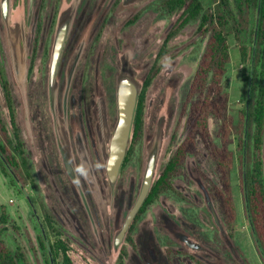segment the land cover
Returning a JSON list of instances; mask_svg holds the SVG:
<instances>
[{"label":"rangeland","instance_id":"obj_1","mask_svg":"<svg viewBox=\"0 0 264 264\" xmlns=\"http://www.w3.org/2000/svg\"><path fill=\"white\" fill-rule=\"evenodd\" d=\"M200 1L205 11L215 10L218 4V0ZM5 2L0 0V147L7 152L0 150V218L6 213L9 221H0V240L10 251L19 248L27 264H49L39 240L48 213L71 246L74 264H168V253L174 251L180 254L172 255L173 264H195L190 255L202 264H264L246 215L236 134L229 145L234 156L230 179L237 214L233 227H227L214 197L220 188L214 161L197 140L172 176V189L162 192L133 223L126 235L133 244H115L139 197L152 144L159 145L155 183L189 135L188 94L209 39L199 31V23L178 33L159 59L181 15L158 11L160 0H8L7 19ZM65 20L69 30L53 98L51 64ZM255 23L256 15L251 14L243 22L246 29L240 38L233 34L228 38L229 61L221 87L227 96L225 115L235 122L245 105L242 72H249L251 66L250 57L242 62L240 48L246 46L250 52ZM13 48L23 53L28 72L25 83L17 76ZM126 64L141 86L155 66L157 70L146 93L142 138L110 194L109 143L102 142V127L107 136L116 127L118 78ZM3 80L10 84L17 133L24 144V160L18 158L17 167L9 163L14 157L15 130ZM91 119L96 123L91 125ZM220 125L219 119L208 123L217 147H221ZM60 136L67 141L75 178L68 172ZM80 167L85 175L76 171Z\"/></svg>","mask_w":264,"mask_h":264},{"label":"trees","instance_id":"obj_2","mask_svg":"<svg viewBox=\"0 0 264 264\" xmlns=\"http://www.w3.org/2000/svg\"><path fill=\"white\" fill-rule=\"evenodd\" d=\"M157 9L167 16L181 14L176 25L167 35L159 59L164 56L170 41L191 23L198 22L199 31L202 35L208 34L209 39L188 94V103H191L188 111L189 135L167 164L160 179L153 184L143 211L147 206L155 203L162 192L172 189L170 185L172 176L177 173L186 155L195 148L196 141L200 140L207 147L220 176V188L215 190L214 197L227 227H233L237 214L230 179L234 156L229 145L230 137L236 134L237 150L244 170L246 215L255 246L264 263V163L262 160L264 146V0H218L216 9L209 11H205L200 0H160ZM251 14L256 15L253 47L250 52L246 46L240 48L242 62L246 63L250 57L251 66L249 72L246 70L242 72L245 105L239 112L238 121L235 122L225 115L227 96L222 90L221 82L229 61L228 38L232 34L240 38L246 29L243 28V22H246ZM156 70L157 66L143 82L133 126V146H131L125 164L136 142L142 138L146 93L156 76ZM2 88L10 122L15 130V142L12 141L11 144L14 157L9 163L17 167V159L24 160V144L17 133L14 101L7 80H3ZM210 119L221 121V147H217L210 137L208 128ZM0 150L4 154L7 152L2 147ZM0 221L7 224L9 216L3 213ZM42 228L43 235L39 239L40 247L48 253L47 262L49 264H74L70 256L71 246L64 238L58 223L48 213L44 215ZM0 264H27V261L19 248L16 252H12L6 243L0 240Z\"/></svg>","mask_w":264,"mask_h":264},{"label":"water","instance_id":"obj_3","mask_svg":"<svg viewBox=\"0 0 264 264\" xmlns=\"http://www.w3.org/2000/svg\"><path fill=\"white\" fill-rule=\"evenodd\" d=\"M4 14L5 18H8V0L4 4ZM69 30V21H63L61 26L57 41L55 44L53 60L51 64V74H50V88L51 95L54 98L55 94V84L56 75L58 70V64L61 56L62 49L65 44L67 33ZM12 43H16V38H12ZM16 48V47H15ZM13 48L14 58L16 63V71L19 80L23 83L27 80L26 64L24 60L23 53H20L19 49ZM22 56V57H21ZM143 86L135 79L132 69L126 64L124 69L118 78L117 85V105H118V120L114 131L108 136L105 134V126L103 125L102 142L109 143L108 152L106 154V169L107 177L109 182L110 194L112 193L118 177L122 171L125 164L126 158L129 153L131 145V136L133 132L134 120L137 110V105L139 102L140 94ZM60 145L63 152L65 163L69 174L75 178L74 171L71 165V158L69 155V148L67 141H62L60 136ZM159 155V145L158 142H154L150 148L148 164L142 184V188L139 197L131 209L124 226L118 233L115 244L119 247L123 243L128 231L130 230L132 224L134 223L139 211L142 209L146 203L149 194L152 190L154 184V178L157 168V160Z\"/></svg>","mask_w":264,"mask_h":264},{"label":"flooded vegetation","instance_id":"obj_4","mask_svg":"<svg viewBox=\"0 0 264 264\" xmlns=\"http://www.w3.org/2000/svg\"><path fill=\"white\" fill-rule=\"evenodd\" d=\"M77 61V60H76ZM30 72V71H29ZM93 112V111H92ZM94 114V113H93ZM91 115V117H92V113L90 114ZM94 119H95V117H94ZM96 120V119H95ZM95 120L93 121V119H91V121H90V123H91V125H92V123L94 122V123H96L95 122ZM109 123V122H108ZM71 125H74V126H78L79 124L77 123V124H75V123H71ZM91 125H90V127L89 128H91ZM81 126H82V124H81ZM79 127V126H78ZM80 128V127H79ZM84 129V131H83V136H84V138L87 140L88 138H87V136H86V134H87V130L85 131V128L83 127L82 128V130ZM152 205V204H151ZM151 205H149V206H151ZM149 206H147L146 208H145V210L143 211V207H142V209L139 211V213H138V215H137V217H136V219H135V221H134V223L136 222V221H138L139 219H140V216H142L145 212H146V209L149 207ZM143 211V212H142ZM139 217V218H138ZM137 218H138V220H137ZM133 229V224H132V227L130 228V231ZM129 232V231H128ZM128 236H126L125 237V239H124V241H123V243H125V241H128L131 245L133 244V241H129L128 239L129 238H127ZM189 240V239H188ZM188 240H185L184 241V243H185V246H187V248H191V246L192 245H190L189 244V241ZM121 254H122V252H121ZM173 254H176V255H178V254H180V252H178V251H174V252H171V255H169V253H168V258H169V262H168V264H173V262H172V255ZM190 260L192 261V262H194L195 264H202L201 262H197V259L195 258V256H193V255H190ZM170 258H171V260H170Z\"/></svg>","mask_w":264,"mask_h":264},{"label":"clouds","instance_id":"obj_5","mask_svg":"<svg viewBox=\"0 0 264 264\" xmlns=\"http://www.w3.org/2000/svg\"><path fill=\"white\" fill-rule=\"evenodd\" d=\"M76 171L79 172V173H81L82 175H85L86 174L83 167L77 168ZM76 183H79V181H76Z\"/></svg>","mask_w":264,"mask_h":264}]
</instances>
